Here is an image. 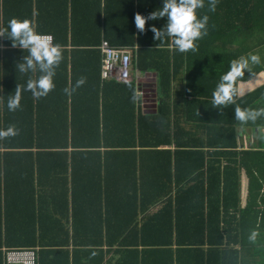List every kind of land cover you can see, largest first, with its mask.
<instances>
[{
  "label": "crops",
  "instance_id": "1",
  "mask_svg": "<svg viewBox=\"0 0 264 264\" xmlns=\"http://www.w3.org/2000/svg\"><path fill=\"white\" fill-rule=\"evenodd\" d=\"M37 1L33 0V7H37ZM9 2L13 3V0ZM210 12L220 14L222 11L219 8L215 11L198 9L199 14ZM213 25L222 29L220 19ZM37 30L41 31L38 26ZM69 42L67 55L62 54L63 58L55 70V87L40 99L34 98L30 91L23 92L21 106L15 111L7 108L8 96L17 84L23 86L32 74L19 73L15 68L26 52L12 45L2 43L0 46V130L9 126L19 129L15 136L0 138V245H6L9 239H28L26 246L36 248L38 255L39 239L42 238L106 239L104 246L86 248L94 255L90 264H95L98 258L96 252H102L104 264H126L131 255L130 248L108 244V241L114 237L139 238L146 232L152 234L153 230H158L152 225L148 229L146 223L153 222L165 206L178 200L177 192L169 195L168 190L177 188L178 175L184 179L188 172L173 165L170 169L167 166L166 169L148 168V156L141 152L145 141L141 131H146L147 118L151 120L161 113L160 121L165 125L170 124L174 137L169 144H163L160 148L170 150L173 156L176 143L183 142L182 149L187 152L186 163L193 161L190 154L196 149H203L206 155L214 159H222L221 143L225 136L222 126L217 123L225 118L226 107L218 110L211 105L212 92L222 75V60H226L222 58V38L219 34L217 44H213L210 38L199 40L197 45L200 48L185 56L174 54L175 50L170 47L171 81L165 85L169 86V92L163 90L164 80L158 71L142 70L133 63L131 79L112 86L115 97H126L124 103L117 102L118 106L112 98H105L102 92L96 95L90 82L77 86V81L83 76L93 79L99 65L102 67V57L100 63L88 66L92 57L75 53L84 46ZM210 45L215 46L214 49ZM167 58L158 53L148 59L160 61ZM263 84L264 72L252 80L239 81L238 87L244 95L237 98ZM164 99H168L166 107L161 106ZM105 102L108 104L106 127L100 123V132L94 136L100 145L96 148L69 147V167H66L67 156L60 154L63 149L51 150L52 142L65 140L64 135H52L62 129L46 127L61 123L55 117L58 114L64 117L68 115L71 119V114L76 110L81 123L95 124V121L87 120L82 115L85 113L87 117H95L99 110L102 113ZM27 127H33L32 136L28 135ZM254 129L241 125L236 127V151L260 147L261 141ZM24 134L26 138L22 136ZM26 140L34 144L30 154L27 152L30 148L18 147V143ZM91 141L96 143L93 139ZM133 141L134 144H126ZM39 143H50V146H40ZM24 150L25 156L22 154ZM72 150L82 152V155H75L77 159L73 168ZM57 155L58 169H37L40 165H50L53 156ZM4 156L6 164L15 161L18 165H35V169H9L7 165V169H4ZM174 163L177 165V162ZM247 186L248 181L244 180V199ZM193 202L196 204L197 199ZM149 206L150 209L147 208ZM90 222H94L93 228L81 229ZM152 236L158 237V234L153 231ZM3 249L5 247L0 248V264H6ZM139 251L141 254L142 251Z\"/></svg>",
  "mask_w": 264,
  "mask_h": 264
},
{
  "label": "trees",
  "instance_id": "2",
  "mask_svg": "<svg viewBox=\"0 0 264 264\" xmlns=\"http://www.w3.org/2000/svg\"><path fill=\"white\" fill-rule=\"evenodd\" d=\"M161 6L162 0H38L37 7H33V0H13V3L9 0H0V30H6L8 21L13 17L28 18L35 22L41 29L40 32L53 35L55 43L63 47V55L68 53L66 48L70 45L69 41L84 46V49L76 50L75 53L83 54L84 57L91 56L92 62L88 66L101 62L100 45L102 40L106 39L113 46L130 49L133 53L132 63L139 69L158 71L164 80L163 90L169 92V86L165 85L171 81L170 41H155L150 30L152 25L161 28L166 18L146 20L143 32L135 25L137 13L147 17ZM203 8H208L207 0ZM218 8L222 11L220 14L218 12L199 14L209 17L208 34L200 40L206 41L210 38L213 44H217V37L221 35L222 58L226 59L222 60V74L228 71L232 60L247 56L249 53L259 54L261 63L251 65V75L245 73L240 81L252 80L264 72V0H218L215 9ZM218 19L221 20L220 30L213 25ZM4 34L5 37H0V46L2 43L5 46L12 45L11 40L6 38V31ZM212 45L210 47L214 49L215 46ZM198 48L199 45L196 50ZM195 51L189 50L185 53L174 51V54L185 56ZM158 53L168 58L160 61L148 59ZM82 78L85 83L90 82L96 95L102 92L105 98H112L117 106V102H125L126 97L118 98L112 94V86L119 84L117 81H102L100 65L92 80L85 79L84 76ZM167 101L168 99H164L161 106L166 107ZM237 104L241 108H264V84L242 98H236L235 104L226 107L225 118L217 123L222 126V134L225 136L221 143L222 159H214L206 155L203 149H196L197 151H191L193 161L190 164L185 162L187 152L182 149L183 142L176 143L174 156L170 150L160 148L163 144H169L174 137L170 124L165 125L160 121L162 114L159 113L160 116H154L151 120L150 117L147 118L146 131H141V136L145 140L141 152L148 156V168L166 169L167 166L170 169L173 165L176 169H186L188 172L184 179L178 175L177 188L168 190L169 195L177 192L178 200L165 206L153 222L146 223L148 229L150 225L158 229L153 230L158 237H153L152 231V234L146 232L139 238L114 237L108 241V244L126 245L130 248L131 255L126 264H264V145H262L264 117L255 122L242 124L234 117ZM107 105L105 102L102 113L99 110L95 117H87L88 114L85 113L82 115L87 120L95 121V124L81 123L78 117L80 114L76 110L71 114V119L68 115L64 117L58 114L55 117L61 123L46 127L52 130L62 129L61 132L56 131L52 135H64L65 140L52 142L51 150L63 149L60 154L67 156L66 167H69V147L96 148L100 145V141L96 142L94 136L100 132V123L106 127ZM240 125L254 127V130H257L258 136L263 139L260 147L236 151L238 147L236 127ZM27 128L28 135L32 136L33 127ZM115 129L114 127L116 132ZM134 129L136 130V127ZM22 136L26 138L25 134ZM92 139L96 143H93ZM126 144H134V141ZM38 145L50 146V143ZM18 147L30 148L27 151L30 154L34 144L26 140L24 143H18ZM22 154L25 156L26 150ZM78 154L82 155V152L72 150V168L77 159L75 155ZM53 157L50 165H40L37 169H58V155ZM224 158L226 161H223ZM80 159L83 163L82 156ZM174 162H177V165ZM6 165L9 169L15 167L35 169V165H18L15 161L6 164L4 156V169H7ZM244 180L248 181L245 199ZM195 199L196 204L193 202ZM147 208L150 209V206ZM74 210L76 214V209ZM89 227L93 228L94 222H90L88 226L84 225L81 229L86 230ZM253 229L259 233L254 243L248 239ZM39 240L38 264H90V261L94 260V255L86 248L100 247L107 243L106 239L88 237L84 239L48 237ZM27 241L28 239H9L6 245H0V248L5 247L6 250L31 247L26 246ZM82 246L85 248L79 249ZM5 250L3 249L4 258ZM139 250L142 251L141 254ZM96 253L98 258L95 259V264H104L102 252Z\"/></svg>",
  "mask_w": 264,
  "mask_h": 264
},
{
  "label": "clouds",
  "instance_id": "3",
  "mask_svg": "<svg viewBox=\"0 0 264 264\" xmlns=\"http://www.w3.org/2000/svg\"><path fill=\"white\" fill-rule=\"evenodd\" d=\"M210 11H215L218 0H207ZM205 6V0H162V6L151 12L147 17L137 13L135 15V25L140 32L144 31L146 20H159L166 18L165 24L161 28L155 25L150 27L155 41H170V47L180 53L189 50L195 51L197 41L208 34L207 15H199L198 9ZM11 40L13 48H20L27 54L20 62L16 63V71L22 74H32L35 78H30L26 83L16 85L15 90L9 94L7 108L15 111L21 106L22 93L30 91L36 99L45 97L55 87V70L59 66L63 55L62 46L54 42L51 34L37 30L35 22L28 18H11L7 23L6 30H0V37ZM261 63L259 54L249 53L247 56H240L230 62L227 72L220 76L213 92L212 108L222 109L230 104L236 103V98L244 95V92L237 86L245 73L251 75V65ZM84 79L77 81V86L82 85ZM234 117L242 124L255 122L264 117V108H241L238 104L234 109ZM19 129L9 126L0 130V138L15 136ZM259 235L253 229L248 239L255 242Z\"/></svg>",
  "mask_w": 264,
  "mask_h": 264
},
{
  "label": "built area",
  "instance_id": "4",
  "mask_svg": "<svg viewBox=\"0 0 264 264\" xmlns=\"http://www.w3.org/2000/svg\"><path fill=\"white\" fill-rule=\"evenodd\" d=\"M100 48L102 51V79L117 82L129 81L133 69L131 50L113 46L105 39L102 41ZM37 257L36 248H10L5 250L6 264H38Z\"/></svg>",
  "mask_w": 264,
  "mask_h": 264
},
{
  "label": "rangeland",
  "instance_id": "5",
  "mask_svg": "<svg viewBox=\"0 0 264 264\" xmlns=\"http://www.w3.org/2000/svg\"><path fill=\"white\" fill-rule=\"evenodd\" d=\"M264 131V130H263ZM258 139L260 140V141H263V139H262V137H258ZM248 145H250V143H248ZM262 145H264V142H263V144Z\"/></svg>",
  "mask_w": 264,
  "mask_h": 264
}]
</instances>
